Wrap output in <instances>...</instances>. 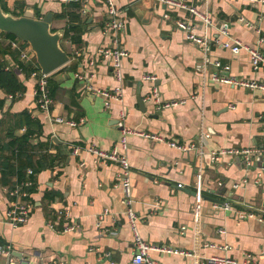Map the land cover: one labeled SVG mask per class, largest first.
Returning a JSON list of instances; mask_svg holds the SVG:
<instances>
[{
    "label": "crops",
    "instance_id": "1",
    "mask_svg": "<svg viewBox=\"0 0 264 264\" xmlns=\"http://www.w3.org/2000/svg\"><path fill=\"white\" fill-rule=\"evenodd\" d=\"M77 1L79 9L74 5ZM84 1L5 0L11 13L33 8L42 18L52 12V30H64L61 45L71 60L49 75L58 89L46 111L37 104L36 77L17 61L25 66L35 64L21 61L19 50L0 40L9 51L3 60L26 88L15 100L11 95L6 99L11 103L0 111V119L7 111L27 110L41 129L32 139L37 155L27 166V159L20 164L24 181L19 182L15 172L5 185L0 171V242L12 243L30 264H134L135 232L126 215L124 191L118 185L119 166L114 162L98 165L88 150L95 146L122 151L131 163L132 208L140 237L191 254L150 250L149 256L159 264H203L212 256L241 261L244 253H250L256 264H264V223L255 218L238 219L215 207L229 200L234 207L263 213L264 154L255 156L250 165L241 156L209 157L223 148L264 147V90L212 80L219 61L229 66L219 70L225 76L264 81V64L254 70L247 51L233 53L213 40L226 27L228 35L223 40L235 37L264 53V0H186L209 15V27L188 10L159 0H112L126 25L122 43L129 56L122 60V81L97 52L111 45L110 37L101 31L109 4L87 0L89 10L83 13ZM177 19L191 21L198 35L212 39L206 51L186 38L176 26ZM68 24L81 30L75 33L79 42L65 36ZM26 47L31 49L29 44ZM86 76H91V81ZM117 87L122 88L121 99L101 93L117 94ZM5 96L0 90V97ZM139 97H143L146 111ZM107 100L109 107L105 106ZM180 100L185 103L158 109L163 103ZM56 117L72 119L78 125L56 122ZM5 126L0 125L1 137ZM26 126L16 134L22 135ZM126 128L165 140L127 134L124 146ZM169 140L202 144L199 151L187 153L168 145ZM75 147H80L78 155L73 152ZM8 154L4 150V156ZM18 159L14 158L16 164ZM198 171L203 198L196 217L193 205ZM29 179L36 187L28 197L30 219L13 228L6 212L15 197L5 188ZM105 209L109 214L98 227V216ZM60 211H68L69 217ZM66 224L76 228L64 231ZM207 242L216 246H205Z\"/></svg>",
    "mask_w": 264,
    "mask_h": 264
},
{
    "label": "built area",
    "instance_id": "2",
    "mask_svg": "<svg viewBox=\"0 0 264 264\" xmlns=\"http://www.w3.org/2000/svg\"><path fill=\"white\" fill-rule=\"evenodd\" d=\"M109 4V9L107 12V19L104 25L101 28V31L107 37L109 36L111 39V45L107 47H100L98 49V54L105 60H107L112 68L114 76L122 81L123 80V72H122V60L124 57L129 56V52L125 48L122 43V34L125 32L126 25L123 19L119 18V12L113 4L112 0H106ZM162 1L165 5L173 6L176 8H183L188 10L192 15L197 16L202 22L206 25V27L212 26V21L207 13L201 12L194 5L187 4L186 0H159ZM257 1V0H251ZM83 13H86L89 10L87 6V0L84 1L83 5ZM165 17H168V14H165ZM176 26L183 30L186 34V38L198 45H200L205 51L208 49L210 42L212 39L207 35H198L196 32L195 25L186 19H177ZM228 35V31L226 27H222L221 31L218 33V36L213 40L219 46L230 49L233 53H239L242 50L247 51L250 54L251 62L254 70H259L260 66L264 64V53L259 50V48L248 45L242 42L240 39L235 37H229L226 40H223L224 36ZM0 40H5L7 43L19 50V56L21 61L23 62H33L37 68L32 69L31 74L37 79V88H36V96H37V104L40 108L49 111L53 104V99L49 95L48 90V78L49 75L44 74L40 67L37 65L35 60V54L31 49H28L26 46L28 44L21 39L15 38H7L3 35H0ZM96 61L91 60L90 64L95 65ZM216 71L212 73V80L219 83H227L232 85H239L249 88H257L264 90V81H247L245 79H239L233 76H225L220 73V69L227 70L229 66H223L219 61L215 63ZM80 79L85 78L84 75L77 74ZM88 82L91 81V76H86ZM89 87L91 88L90 84ZM117 94H111L110 92H101L105 97H115L117 99H121L122 88H116ZM153 96L157 99V91H153ZM12 98V95L10 96ZM185 101H170L168 103H163L158 106V109L172 107L178 104H184ZM105 106L109 107L110 102L107 100L105 102ZM123 116H126L123 114ZM59 123H67L72 126L78 125V122L72 119H66L64 117H56L54 119ZM25 130V128H23ZM127 134H135L142 136L144 138H148L151 140L164 141L165 139L162 136L154 135L150 133H146L144 131H138L135 129H124V137L122 140V144L125 146L126 144V135ZM207 136V135H206ZM202 139V138H201ZM168 145L171 147H176L181 149L183 152L190 153L192 151H199L198 148L201 146V141L198 143H189L183 144L178 143L173 140L167 141ZM89 152L94 155V161L101 165L102 163L114 162L119 166V173L117 175L118 185L122 187L124 191V202L127 205L126 215L128 220L135 232V245H134V256L133 262L134 264H159L157 261L152 259L149 256L150 250H157L166 253L179 254L183 256H190L191 254L188 251H184L177 248L168 247L166 245H156L150 244L144 241L137 229H136V218L137 215L132 208V197H131V163L127 157V155L119 151L117 149H113L112 151H105L95 146L89 147ZM74 154L78 155L80 152V147H75L73 149ZM202 152V151H201ZM264 154V147H245V148H223L220 151L210 153L209 157L211 160H216L221 157L226 156H241L246 160L247 165H250L253 161V158L258 155ZM84 162V161H83ZM29 174L33 173L32 169H29ZM197 175V183H196V199L193 205V213L197 217L201 212V201L203 198L202 194V174L200 171L196 173ZM33 181L30 179L25 181L22 184H17L13 188H5V191L10 195L14 196L15 199L11 203L10 207L6 212V220L13 227L17 228L20 225L27 223L30 219V209L32 203L28 199L30 195V191L28 188L33 186ZM215 207L223 208L225 211L232 212L235 217L238 219H249L255 218L264 223V211L256 212L253 208L243 207L238 208L234 207L233 204L228 200L222 202L221 204H216ZM60 214L65 215V217H69L68 211H60ZM109 214V210L105 209L98 216L97 226L101 227L102 221ZM76 228V225L66 224L63 227L64 231H71ZM186 229V226H182V231ZM113 233V231L111 232ZM205 246L215 247L216 245L212 243H205ZM224 249H228V246H223ZM15 248L12 243H1L0 242V259L3 260L1 264H21V260L15 255ZM203 264H256V261L253 259L250 253H244L243 260H238L229 257H220V256H212Z\"/></svg>",
    "mask_w": 264,
    "mask_h": 264
},
{
    "label": "trees",
    "instance_id": "3",
    "mask_svg": "<svg viewBox=\"0 0 264 264\" xmlns=\"http://www.w3.org/2000/svg\"><path fill=\"white\" fill-rule=\"evenodd\" d=\"M0 3L5 11H9L5 0H0ZM74 5L78 9L81 7L80 2L78 1ZM23 12L24 7H22L19 12L15 11L12 13L18 16L22 15ZM78 32H81V30L77 26L68 24L65 29V36L73 42L77 43L79 42V39H77L78 36H76L75 33ZM0 35L9 38H15V36L10 33L0 32ZM8 52V49H6V47L0 43V90L3 91L6 95L5 97H0V111L3 110L6 99L10 95H12V100H15L16 98L20 97L19 94L22 95L26 89L24 84L17 76L14 68H10L9 63L3 60L6 53ZM17 63L18 66L20 68L22 67L26 73L31 74L32 69L37 68L33 65L25 66L19 61H17ZM57 89L58 83H55L54 80L49 77L48 90L49 95L53 99ZM3 123L6 125V133L3 137L0 136V171L2 183L6 185V183L10 182V177L15 172L18 173V181L20 182V179L24 181L20 164L21 161L27 159L28 162L25 165L27 166L30 161H32V159L37 155V145H34L32 143V139L36 135V132H40L41 129L37 128L35 119L31 117L30 113L27 110L15 114H11L9 111H7L4 114V118L0 119V125ZM24 125H27L25 128V132L22 135H17L16 130L23 127ZM39 142L37 144H39ZM4 150L9 151V154L7 156H4ZM19 157L20 159H18ZM14 158L18 159L17 164L14 162ZM35 189L36 187L34 186L28 188L29 191H33Z\"/></svg>",
    "mask_w": 264,
    "mask_h": 264
},
{
    "label": "water",
    "instance_id": "4",
    "mask_svg": "<svg viewBox=\"0 0 264 264\" xmlns=\"http://www.w3.org/2000/svg\"><path fill=\"white\" fill-rule=\"evenodd\" d=\"M53 13L48 12L44 17L36 16L33 8H28L22 15H14L5 11L0 3V32L13 34L28 43L35 54L36 62L44 74L50 75L70 62L71 57L61 45L64 30L52 31ZM142 110L146 111L143 97L138 98ZM11 103L6 101L5 109ZM221 202V201H216ZM21 264H30L23 254L15 251Z\"/></svg>",
    "mask_w": 264,
    "mask_h": 264
}]
</instances>
